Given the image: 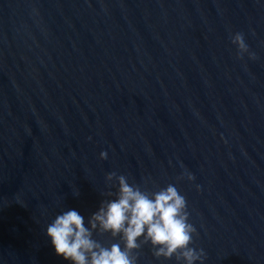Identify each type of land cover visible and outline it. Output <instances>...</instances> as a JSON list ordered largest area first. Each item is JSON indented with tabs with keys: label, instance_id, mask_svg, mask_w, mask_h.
I'll return each mask as SVG.
<instances>
[{
	"label": "water",
	"instance_id": "95a60500",
	"mask_svg": "<svg viewBox=\"0 0 264 264\" xmlns=\"http://www.w3.org/2000/svg\"><path fill=\"white\" fill-rule=\"evenodd\" d=\"M110 171L176 186L202 264H264V0H0V264H69L44 225Z\"/></svg>",
	"mask_w": 264,
	"mask_h": 264
},
{
	"label": "clouds",
	"instance_id": "9594fccd",
	"mask_svg": "<svg viewBox=\"0 0 264 264\" xmlns=\"http://www.w3.org/2000/svg\"><path fill=\"white\" fill-rule=\"evenodd\" d=\"M230 43L237 58L244 53L254 58L241 32H232ZM106 155L101 150L98 158L105 159ZM180 178L191 181L193 174L184 171ZM105 179L114 181L115 191L109 194L112 198L101 200L86 223L76 209L67 208L44 225V234L56 255L69 264H137L134 250L146 243L154 257H172L177 264H202L203 250L191 246L195 228L188 220L185 197L174 184L148 191L114 171L106 173ZM94 232L118 239L105 246L94 238Z\"/></svg>",
	"mask_w": 264,
	"mask_h": 264
}]
</instances>
